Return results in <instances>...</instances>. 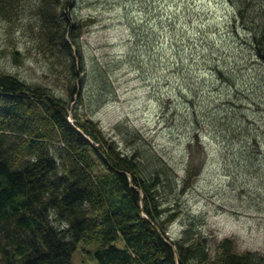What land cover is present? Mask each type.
Here are the masks:
<instances>
[{
	"label": "rangeland",
	"instance_id": "374dc122",
	"mask_svg": "<svg viewBox=\"0 0 264 264\" xmlns=\"http://www.w3.org/2000/svg\"><path fill=\"white\" fill-rule=\"evenodd\" d=\"M66 1L59 10L83 23L78 49L90 73L83 103L75 108L76 93L69 94L68 59L39 36L33 9L40 0L3 9L0 72L69 101L71 123L76 109L120 149L134 144L116 124L141 134L177 176V187L161 196V214L171 213L169 239L181 237L190 220L210 256L223 237L236 251H264V67L230 1ZM94 73L106 76L109 93L89 112L99 87ZM95 171L104 172L101 165ZM84 246L91 243L77 246L72 264L86 261Z\"/></svg>",
	"mask_w": 264,
	"mask_h": 264
},
{
	"label": "trees",
	"instance_id": "16d2710c",
	"mask_svg": "<svg viewBox=\"0 0 264 264\" xmlns=\"http://www.w3.org/2000/svg\"><path fill=\"white\" fill-rule=\"evenodd\" d=\"M229 1L264 67V0ZM64 3L40 0L33 12L42 43L68 59L77 108L88 96L83 83L90 73L78 49L83 23L59 10ZM16 5L0 0V15ZM93 75L99 87L88 111L109 93L106 76ZM68 107L50 89L0 72V264H72L71 255L86 243L87 262L75 264H264L263 250L236 251L229 237L221 238L216 256L208 255L190 220L181 237L169 239L171 213L161 214V196L177 187L175 173L133 128L116 124L128 144L133 140L126 151L76 109L71 123ZM190 159L189 153L187 176ZM99 165L104 172L95 171Z\"/></svg>",
	"mask_w": 264,
	"mask_h": 264
},
{
	"label": "water",
	"instance_id": "95a60500",
	"mask_svg": "<svg viewBox=\"0 0 264 264\" xmlns=\"http://www.w3.org/2000/svg\"><path fill=\"white\" fill-rule=\"evenodd\" d=\"M76 128V127H75ZM77 129V128H76ZM77 130H79V129H77Z\"/></svg>",
	"mask_w": 264,
	"mask_h": 264
}]
</instances>
